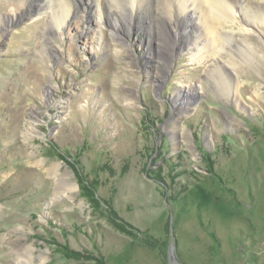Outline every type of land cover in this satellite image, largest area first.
Masks as SVG:
<instances>
[{"label":"rangeland","instance_id":"374dc122","mask_svg":"<svg viewBox=\"0 0 264 264\" xmlns=\"http://www.w3.org/2000/svg\"><path fill=\"white\" fill-rule=\"evenodd\" d=\"M166 1L0 0V264H264V16Z\"/></svg>","mask_w":264,"mask_h":264},{"label":"bare ground","instance_id":"6f19581e","mask_svg":"<svg viewBox=\"0 0 264 264\" xmlns=\"http://www.w3.org/2000/svg\"><path fill=\"white\" fill-rule=\"evenodd\" d=\"M44 1H48V0H44ZM107 1L109 2L108 4H109V8L110 9H112L113 7H116V10L120 9V11L124 9V7L121 5L122 4L121 0H107ZM142 1L143 0H128V2L130 3L129 6H128V9L131 8L133 10L134 9L133 7H135V8H136V6H137V8L140 7L142 5ZM202 1H203V5H202L203 11L202 12L200 11V12H201V14L203 13V16H204L203 22L205 21L204 25H205V31H206V34H207V35H205V38H203V47H202V49H208V52H213L215 55H216V53L220 54V52H221V47H220L221 46V44H220L221 40H220V38H222L223 34H224L223 31L217 27V23H221L223 21H229V22L231 21L232 24H235V23L238 24L237 14L240 15L242 13H244V15H246L244 17H247L246 18L247 22L251 23V24L254 21H256V20H260V18H262V16H264V7L263 6H261V7L258 6L256 8L255 7L254 8L248 7V8H245V9H243L244 7H241V10L239 8H237V10H236V9H234V7H236L238 5V0H202ZM166 2L170 5L171 0H169V1L167 0ZM193 3L195 5V2H193ZM193 3H192V6L189 7V5L187 3H185V2H183L179 6V4H180V2H179L178 6L180 7L179 9H181L180 11H182L180 13L186 12L187 10L189 11V10L194 9ZM236 3H237V5H236ZM14 9L15 8H12L13 12H14ZM65 10L67 12V8ZM98 10H99V8H98ZM100 11L98 13L100 15L99 23H100V26L103 27V21H102V16H101L102 13H100ZM124 11H126V9H124ZM66 12H65V14H67ZM41 13L43 14V9L42 8L40 9V14ZM231 13L233 14V16L231 15ZM113 21H115V23H112V21H111V23L116 28V30H113V31L115 33H118V28L120 26H122V24H120L121 21L118 20L117 17H114ZM239 21H240V19H239ZM131 24H132V22H131V19H130L129 23H128V26H130ZM123 26H124V24H123ZM185 26H186L185 28H187L188 24L185 25ZM221 26H222V24H221ZM237 27H239L240 30L243 28L242 30H244V31H252L253 30L252 27L247 25V24H240ZM114 32H113V34L115 35ZM200 39H201V37L198 36V41H200ZM189 43H190V41L189 42H185V44L188 45L187 48L190 49V48L193 47V45H191ZM191 43L192 44H196L197 42L196 41H193V42L191 41ZM222 49H224V45H223ZM201 58H199V59H201ZM194 59H196V58H194ZM160 79L163 80V77L160 76L158 78V80H160ZM181 92H182L181 90L179 92L177 91L176 99L179 98V95H180ZM196 95L197 94H193L194 97ZM194 97H191L190 99H185V98L183 99V105H184L183 106V110H182V113L181 112L179 113L177 119H180L181 116L184 114V112L187 111V108H188L189 105L192 104V102H193L192 100H193ZM124 101L127 104H129V105L135 106V100L133 98H125ZM56 169H51V172L53 174H56L57 173ZM61 188H63V187L60 185V187H57L56 191H60ZM69 188H70V190H72L73 186L69 185Z\"/></svg>","mask_w":264,"mask_h":264}]
</instances>
